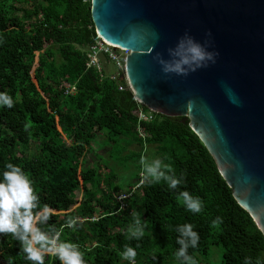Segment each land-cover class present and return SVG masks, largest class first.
<instances>
[{"label": "trees", "instance_id": "trees-1", "mask_svg": "<svg viewBox=\"0 0 264 264\" xmlns=\"http://www.w3.org/2000/svg\"><path fill=\"white\" fill-rule=\"evenodd\" d=\"M91 7L92 0H0V91L14 100L13 108L0 107V171L11 162L35 181L39 207L51 213L40 227L60 230L79 218L75 230L63 227L60 240L77 243L87 264H128L118 255L125 245L136 248V264H178L175 229L183 223L200 236L188 249L198 264H210L213 245L221 247V264L264 252L263 232L190 120L137 102L124 72L114 64L110 72L108 54L99 55L100 69L90 64L100 39ZM90 153L96 162H86ZM142 155L167 157L183 183L169 189L143 180ZM80 174L84 200L75 207ZM183 190L201 198L200 213L177 201ZM133 212L147 222L139 241L128 236ZM24 256L19 241L0 234V264H32ZM45 264L60 262L46 256Z\"/></svg>", "mask_w": 264, "mask_h": 264}, {"label": "water", "instance_id": "water-1", "mask_svg": "<svg viewBox=\"0 0 264 264\" xmlns=\"http://www.w3.org/2000/svg\"><path fill=\"white\" fill-rule=\"evenodd\" d=\"M98 37L129 49L135 97L189 119L264 234V0H92ZM217 53L186 76L159 60L185 34Z\"/></svg>", "mask_w": 264, "mask_h": 264}, {"label": "clouds", "instance_id": "clouds-1", "mask_svg": "<svg viewBox=\"0 0 264 264\" xmlns=\"http://www.w3.org/2000/svg\"><path fill=\"white\" fill-rule=\"evenodd\" d=\"M217 53L209 50L206 43H201L187 33L182 36L173 49L169 50V59H160L165 73H175L186 76L189 72L207 67L215 63ZM14 106L13 97L7 91H0V107L11 109ZM160 157L147 159L141 156L139 163L142 168V178L150 184L165 182L169 189H176L183 183V177L177 176L171 163H165ZM35 181L22 166L7 162L0 171V234H11L20 242L24 259L32 264H45V257H55L60 264H87L84 253L77 243L60 240L63 227L75 230L78 227V217L68 218L60 230L54 227L42 228L46 225L50 212L39 207V196L35 190ZM177 201L181 202L187 211L200 213L204 204L199 196H194L187 190L180 191ZM133 223L128 230L129 239H139L144 235L147 222L133 212ZM220 217L211 221L215 227L220 223ZM176 243L178 250L174 253L178 264H198L194 255L188 249H196L200 236L192 223H183L176 227ZM139 247V244H137ZM118 255L128 264H136L137 251L135 247L124 246ZM8 264H12L9 260ZM243 264H264V252L253 257H245Z\"/></svg>", "mask_w": 264, "mask_h": 264}, {"label": "built area", "instance_id": "built-area-1", "mask_svg": "<svg viewBox=\"0 0 264 264\" xmlns=\"http://www.w3.org/2000/svg\"><path fill=\"white\" fill-rule=\"evenodd\" d=\"M99 38L100 39L97 41V43L92 47L91 54L89 55L90 64L97 66L100 69L102 65L100 63L99 55L104 52L108 54L110 58V62L114 64L117 68H119L121 72H124L125 77L128 81L127 72H126V59H127V56L130 54V50L124 49L121 47H115V46L109 49L105 48L103 45H106V44L102 42L101 37ZM105 42L107 43L108 41L105 40ZM115 76H116L115 74L112 75L113 78H115ZM128 87L132 90L131 85L129 84V81H128ZM120 89L123 90L124 88L120 86ZM135 100L137 102H140V100L136 97H135ZM144 117L146 116L140 113V118H144Z\"/></svg>", "mask_w": 264, "mask_h": 264}, {"label": "rangeland", "instance_id": "rangeland-1", "mask_svg": "<svg viewBox=\"0 0 264 264\" xmlns=\"http://www.w3.org/2000/svg\"><path fill=\"white\" fill-rule=\"evenodd\" d=\"M102 42H104V44L106 45H103L105 48H113L114 46L110 45L108 42L106 43L105 40L103 38H101ZM110 72H116V67L113 65V64H110ZM115 74V73H113ZM61 129V128H60ZM99 151V150H98ZM100 152H103L102 150H100ZM85 160L86 162H96L98 159L97 157L95 156L94 153H90V154H87L86 157H85ZM80 182H81V189L79 191H77V194H76V198L79 199V202L75 205L78 206L79 204H81V202H83L84 200V189H83V183H84V177L82 174H80ZM120 181V179L118 180ZM99 195V194H98ZM221 255H222V250H221V247L217 246V245H213L210 247V250L208 252V254L205 256V260L208 261L210 264H221Z\"/></svg>", "mask_w": 264, "mask_h": 264}, {"label": "bare ground", "instance_id": "bare-ground-1", "mask_svg": "<svg viewBox=\"0 0 264 264\" xmlns=\"http://www.w3.org/2000/svg\"><path fill=\"white\" fill-rule=\"evenodd\" d=\"M114 45V44H113Z\"/></svg>", "mask_w": 264, "mask_h": 264}]
</instances>
